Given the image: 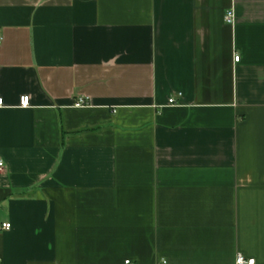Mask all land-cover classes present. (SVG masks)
Returning <instances> with one entry per match:
<instances>
[{"label": "crops", "instance_id": "0c3cea01", "mask_svg": "<svg viewBox=\"0 0 264 264\" xmlns=\"http://www.w3.org/2000/svg\"><path fill=\"white\" fill-rule=\"evenodd\" d=\"M0 37V264H264V0H0Z\"/></svg>", "mask_w": 264, "mask_h": 264}, {"label": "built area", "instance_id": "2783aa9c", "mask_svg": "<svg viewBox=\"0 0 264 264\" xmlns=\"http://www.w3.org/2000/svg\"><path fill=\"white\" fill-rule=\"evenodd\" d=\"M225 21L228 22V23H233L234 22V13L229 10L227 11V13L225 14V17H224ZM2 41V37H0V43ZM239 60V55H234V61H238ZM174 99L173 98H170L168 100V103L172 104L174 103ZM77 106H82V105H85L86 102L83 98H80L78 100V102L75 103ZM4 105V101H3V98L0 97V106ZM30 106V97L29 95H22L20 98H19V107H28ZM4 169V162L3 160L0 159V171H2ZM10 227V223H2L0 225V229H8ZM124 264H131V262L129 260H126ZM161 264H166L165 262L161 263ZM236 264H255L254 263V259H248V260H245L243 255L241 254H238L237 256V259H236Z\"/></svg>", "mask_w": 264, "mask_h": 264}]
</instances>
